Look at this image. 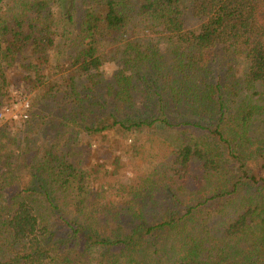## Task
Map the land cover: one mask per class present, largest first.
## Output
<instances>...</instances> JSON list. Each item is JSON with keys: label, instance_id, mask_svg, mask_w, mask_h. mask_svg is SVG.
I'll return each mask as SVG.
<instances>
[{"label": "trees", "instance_id": "trees-1", "mask_svg": "<svg viewBox=\"0 0 264 264\" xmlns=\"http://www.w3.org/2000/svg\"><path fill=\"white\" fill-rule=\"evenodd\" d=\"M8 70L61 128L1 115L0 264H264V0H0ZM83 132L147 169L113 193Z\"/></svg>", "mask_w": 264, "mask_h": 264}, {"label": "rangeland", "instance_id": "rangeland-1", "mask_svg": "<svg viewBox=\"0 0 264 264\" xmlns=\"http://www.w3.org/2000/svg\"><path fill=\"white\" fill-rule=\"evenodd\" d=\"M107 59L106 63L104 65V72L108 75H110L112 73V71H114L116 69V64L113 61L112 57H110V55H107ZM14 70H8L7 74H5L4 79L6 80L7 86L5 88H3V90H9V89H13L15 87H18L20 85V88L18 90V92H13V93H8V94H4L2 96H0V109L3 108L4 105L6 104H11L14 107L13 112H9L8 116L9 118H12L17 122V124H14L12 128L17 127L18 130H20L21 132V136H27L29 137V140L31 141V144L34 143L35 144H39V143H46L49 141V139L55 135L56 131L58 129L61 128V126L59 127L57 123H52L53 122V114L49 115V108L46 111H43L42 105L41 103L37 102L35 107H34V111L37 115H41L43 116L45 119H40V122L42 124V126L38 129H36V127H34V129L32 128H27L24 127L22 123H20L19 119H20V115L21 113H26L24 111V107L26 108V106L22 105V102L25 104V102L28 103L29 99L28 98H24L22 95L23 91H26L27 95L29 98H37V92H39L38 88H33L32 86H29L27 84H25V86L21 83V81L19 80V76L14 74L13 72ZM18 85V86H17ZM34 89L33 91H29V89ZM39 98L42 99L41 95H39ZM26 101H25V100ZM21 100V101H20ZM29 108V107H28ZM52 109L54 110V113L59 112L60 110L56 107H52ZM7 114V113H6ZM6 117V115H3L2 118L0 116V130H3L2 125L4 124L3 118ZM6 119V118H4ZM8 134L11 135L12 130L11 128H8ZM137 131V132H136ZM141 132V134H145V131H138L135 130L132 133L129 134V138L128 141H132L133 137L135 134ZM29 135V136H28ZM114 136L113 135H108V137L106 138V140L102 137L101 134H90L88 135V133L83 132L78 136V141L80 140V144L81 146L84 147V154H87V152L89 153L88 157L86 160H84V164L83 167L85 169H92L95 171L96 169V165L97 164H101L103 163L104 158L111 152H115L117 155L121 156V164L123 165L121 170H119V172H117L116 176L111 178V182H112V187L113 188V193H115L117 187L119 184L121 183H130L133 177V167H138L139 169H147L148 164L146 161L140 160L139 156L136 155V153H134V151H126L125 148H117L114 146ZM28 140V139H26ZM143 140H141V142H143ZM23 143V142H22ZM108 169V171L111 173L112 171V167L109 164H106V167ZM96 186V184H94V187ZM78 249L76 246H74L71 250V256H75L77 255Z\"/></svg>", "mask_w": 264, "mask_h": 264}, {"label": "built area", "instance_id": "built-area-1", "mask_svg": "<svg viewBox=\"0 0 264 264\" xmlns=\"http://www.w3.org/2000/svg\"><path fill=\"white\" fill-rule=\"evenodd\" d=\"M25 100V99H24ZM21 101V100H20ZM26 101V100H25ZM24 102V101H23ZM22 102V105H24V106H26V108H28L29 107V105H28V103L27 102H25V104ZM11 107L12 108H14L13 107V105H11V104H6V105H4L3 106V108L2 109H0V116L3 114V113H9V112H11ZM26 109H25V107H24V111H25ZM21 115H23V117H27V115L24 113V114H22L21 113Z\"/></svg>", "mask_w": 264, "mask_h": 264}]
</instances>
